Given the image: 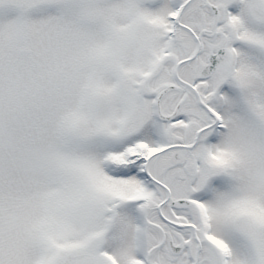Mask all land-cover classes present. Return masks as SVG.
I'll return each mask as SVG.
<instances>
[{
  "label": "snow or ice",
  "instance_id": "obj_1",
  "mask_svg": "<svg viewBox=\"0 0 264 264\" xmlns=\"http://www.w3.org/2000/svg\"><path fill=\"white\" fill-rule=\"evenodd\" d=\"M0 264H264V0H0Z\"/></svg>",
  "mask_w": 264,
  "mask_h": 264
}]
</instances>
